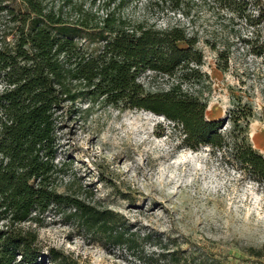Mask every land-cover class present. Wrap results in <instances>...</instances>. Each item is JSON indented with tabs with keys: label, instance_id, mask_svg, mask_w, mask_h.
Returning a JSON list of instances; mask_svg holds the SVG:
<instances>
[{
	"label": "rangeland",
	"instance_id": "374dc122",
	"mask_svg": "<svg viewBox=\"0 0 264 264\" xmlns=\"http://www.w3.org/2000/svg\"><path fill=\"white\" fill-rule=\"evenodd\" d=\"M205 0H128L120 14L131 25L183 27L198 38L209 80L185 85L207 100L205 116L231 129L233 100L249 102L252 145L264 154V61L244 40L264 37V0H248V19L217 11ZM46 10L68 21L80 10L100 18L113 5L102 0H41ZM3 8V9H2ZM0 44L10 43L17 22L8 10L25 11L20 0H0ZM78 40L85 46L99 44ZM215 46L212 49L211 46ZM229 53L226 71L216 68L217 51ZM145 89L166 88L170 80L146 70ZM54 185L98 210L117 214L131 235L116 243L107 233L86 229L68 207H50L28 223L39 244L81 264H176L171 254L209 264H264V181H255L227 154L209 146L180 145V133L164 116L144 109H119L101 98L77 99L58 115ZM49 264H53L50 262Z\"/></svg>",
	"mask_w": 264,
	"mask_h": 264
},
{
	"label": "trees",
	"instance_id": "16d2710c",
	"mask_svg": "<svg viewBox=\"0 0 264 264\" xmlns=\"http://www.w3.org/2000/svg\"><path fill=\"white\" fill-rule=\"evenodd\" d=\"M102 1L113 8L100 18L80 10L74 21L46 10L41 0H20L25 11H7L17 24L12 41L0 44V264H81L53 248L44 250L35 229L27 225L36 224L50 207H68L86 229L107 233L116 243L131 241L133 233L125 231L116 213L55 188L58 115L67 102L101 98L119 109L164 116L179 131L181 147L209 146L227 154L253 180L264 181V154L249 136L252 105L233 100L231 129L225 134L219 120L205 116L207 100L185 88L209 80L201 70L198 38L177 25H131L115 10L128 0ZM205 1L217 11L249 18L248 0ZM259 21L252 25L264 21L263 14ZM80 34L99 44L83 45ZM244 42L250 54L264 61L260 33ZM228 60L229 53L218 50L216 68L226 71ZM146 70L168 77L167 87L145 89L138 77ZM171 256L179 264L180 258ZM182 264L209 263L187 256Z\"/></svg>",
	"mask_w": 264,
	"mask_h": 264
},
{
	"label": "crops",
	"instance_id": "0c3cea01",
	"mask_svg": "<svg viewBox=\"0 0 264 264\" xmlns=\"http://www.w3.org/2000/svg\"><path fill=\"white\" fill-rule=\"evenodd\" d=\"M209 119H213V118H209Z\"/></svg>",
	"mask_w": 264,
	"mask_h": 264
}]
</instances>
